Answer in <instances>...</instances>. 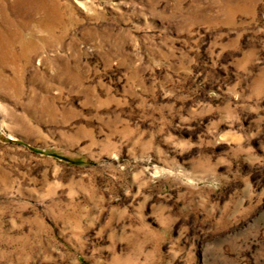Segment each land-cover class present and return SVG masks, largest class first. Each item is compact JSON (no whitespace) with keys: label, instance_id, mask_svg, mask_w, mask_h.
<instances>
[{"label":"rangeland","instance_id":"rangeland-1","mask_svg":"<svg viewBox=\"0 0 264 264\" xmlns=\"http://www.w3.org/2000/svg\"><path fill=\"white\" fill-rule=\"evenodd\" d=\"M36 2L0 264H264V0Z\"/></svg>","mask_w":264,"mask_h":264},{"label":"bare ground","instance_id":"bare-ground-1","mask_svg":"<svg viewBox=\"0 0 264 264\" xmlns=\"http://www.w3.org/2000/svg\"><path fill=\"white\" fill-rule=\"evenodd\" d=\"M35 0H0V93L14 100H20L24 94L23 75L26 68L30 65V57L26 53L36 44L35 35L29 37L22 34V30L27 27L24 19L32 18L35 10L42 8L41 3H34ZM44 9V7H43ZM30 11L29 15H26ZM19 20H14L13 17ZM23 20V21H22ZM43 32L47 33L50 25L46 20L42 27ZM41 47H46V38L40 39ZM20 46L21 50L16 53L14 46ZM37 49V48H36ZM46 64V62L44 63ZM45 79V76L40 75ZM34 82L38 81L37 73L32 76ZM41 80V79H40ZM44 91L48 84L42 81ZM47 97H38L33 92L27 101V106L41 104L42 108H47Z\"/></svg>","mask_w":264,"mask_h":264}]
</instances>
